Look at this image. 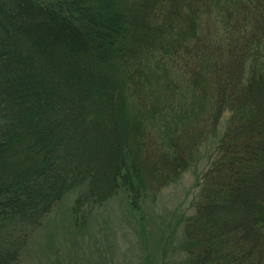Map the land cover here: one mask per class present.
Returning a JSON list of instances; mask_svg holds the SVG:
<instances>
[{
    "label": "trees",
    "instance_id": "trees-1",
    "mask_svg": "<svg viewBox=\"0 0 264 264\" xmlns=\"http://www.w3.org/2000/svg\"><path fill=\"white\" fill-rule=\"evenodd\" d=\"M215 141L181 264H264V0H0V264L72 193L77 235L143 219Z\"/></svg>",
    "mask_w": 264,
    "mask_h": 264
},
{
    "label": "rangeland",
    "instance_id": "rangeland-1",
    "mask_svg": "<svg viewBox=\"0 0 264 264\" xmlns=\"http://www.w3.org/2000/svg\"><path fill=\"white\" fill-rule=\"evenodd\" d=\"M228 117L224 116L220 133ZM217 142L204 144L196 165L156 202L146 204L143 219L121 196L95 213L88 230L77 235L70 228L77 194L68 195L34 235L22 264H181L182 223L194 211L202 174Z\"/></svg>",
    "mask_w": 264,
    "mask_h": 264
}]
</instances>
